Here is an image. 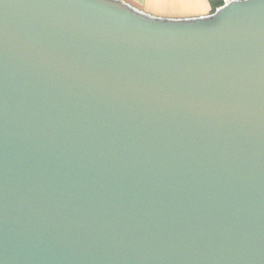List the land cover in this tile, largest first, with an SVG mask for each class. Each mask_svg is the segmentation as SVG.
I'll return each mask as SVG.
<instances>
[{
  "label": "water",
  "instance_id": "water-1",
  "mask_svg": "<svg viewBox=\"0 0 264 264\" xmlns=\"http://www.w3.org/2000/svg\"><path fill=\"white\" fill-rule=\"evenodd\" d=\"M0 264H264V0H0Z\"/></svg>",
  "mask_w": 264,
  "mask_h": 264
},
{
  "label": "crops",
  "instance_id": "crops-1",
  "mask_svg": "<svg viewBox=\"0 0 264 264\" xmlns=\"http://www.w3.org/2000/svg\"><path fill=\"white\" fill-rule=\"evenodd\" d=\"M149 15L163 18H191L213 12L210 0H122Z\"/></svg>",
  "mask_w": 264,
  "mask_h": 264
},
{
  "label": "trees",
  "instance_id": "trees-1",
  "mask_svg": "<svg viewBox=\"0 0 264 264\" xmlns=\"http://www.w3.org/2000/svg\"><path fill=\"white\" fill-rule=\"evenodd\" d=\"M210 2L212 3V10L214 11L219 5H221V0H210Z\"/></svg>",
  "mask_w": 264,
  "mask_h": 264
},
{
  "label": "built area",
  "instance_id": "built-area-1",
  "mask_svg": "<svg viewBox=\"0 0 264 264\" xmlns=\"http://www.w3.org/2000/svg\"><path fill=\"white\" fill-rule=\"evenodd\" d=\"M231 1H233V0H221V5H219L217 8H220V7H222V6H225L226 4H228L229 2H231ZM216 8V9H217Z\"/></svg>",
  "mask_w": 264,
  "mask_h": 264
}]
</instances>
